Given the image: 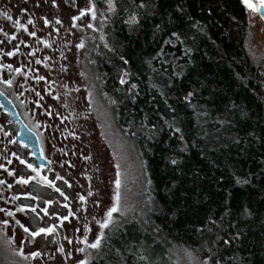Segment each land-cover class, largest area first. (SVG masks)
<instances>
[{
	"label": "trees",
	"instance_id": "16d2710c",
	"mask_svg": "<svg viewBox=\"0 0 264 264\" xmlns=\"http://www.w3.org/2000/svg\"><path fill=\"white\" fill-rule=\"evenodd\" d=\"M116 2L111 51L96 49L90 64L144 185L88 264H179L180 253L264 264V62L247 51L248 10L241 0Z\"/></svg>",
	"mask_w": 264,
	"mask_h": 264
},
{
	"label": "rangeland",
	"instance_id": "374dc122",
	"mask_svg": "<svg viewBox=\"0 0 264 264\" xmlns=\"http://www.w3.org/2000/svg\"><path fill=\"white\" fill-rule=\"evenodd\" d=\"M116 8L117 12V2ZM114 14L107 11L106 0H0V91L36 135L47 163L46 168L35 166L31 152L17 141L14 123L0 108V181H4L0 209L5 210L0 211V264H88L96 250L82 241L94 242L101 231L98 222L106 219L115 203L117 172L121 202L114 222L116 216L136 208L143 171L115 128L90 64L96 49L111 51L106 29ZM248 14L247 51L254 61L264 62V23ZM122 77L126 80L124 72ZM7 80L11 87L4 83ZM21 159L37 171L21 164ZM20 178L29 183H17ZM17 220L30 231L54 230L33 239ZM34 252L41 255L34 257ZM179 264L200 263L193 255L180 253Z\"/></svg>",
	"mask_w": 264,
	"mask_h": 264
},
{
	"label": "snow or ice",
	"instance_id": "6c2138e0",
	"mask_svg": "<svg viewBox=\"0 0 264 264\" xmlns=\"http://www.w3.org/2000/svg\"><path fill=\"white\" fill-rule=\"evenodd\" d=\"M241 3L243 4V6L248 10L249 13L253 14L254 16H258L259 19L261 21H264V0H241ZM106 4H107V11L109 13H115L117 8H116V2L115 0H106ZM138 7L140 8H143L144 7V4H140ZM91 13H92V19L95 20L96 19V13H95V5L93 4L92 7H91ZM8 19H12L11 16H8L7 17ZM57 23H61L59 20L56 21ZM29 23L31 24L32 21L29 20ZM47 20H45V24H47ZM125 23H127L130 27H135L139 24V20L137 18V16L135 14L133 15H130L129 19L125 21ZM89 27H91V25H89ZM5 35H7V33H5ZM32 36H35V33H31ZM173 36L176 37L177 40H180L181 43H183V41L180 39V36L178 33H175L173 32L172 33ZM12 39H16L15 36L11 37ZM167 43V41L165 42ZM46 47L48 45H45ZM107 46V45H105ZM78 47H83V44L81 45H78ZM111 50V49H110ZM9 56L13 55V53H8ZM123 59V58H122ZM37 63H40V61H37ZM124 63L127 64L128 61L127 60H124ZM9 68H11V65H8ZM17 71H19V69H17ZM125 76L129 75V73L125 72L124 73ZM40 79H43V77H40ZM4 83H6L9 87L12 86V81L11 80H7V81H4ZM120 83L121 84H125L127 83L126 80H124L123 78H121L120 80ZM132 88H135L136 85H132L131 86ZM37 95L39 96L40 94L37 93ZM191 95V94H189ZM17 159H19V157H17ZM20 163L21 164H25V161L24 160H20ZM173 164L176 163L175 160L172 161ZM25 166L29 169H31L32 171H37L36 168L33 167L32 164H25ZM119 167V166H117ZM9 175H14V173L12 172H9ZM37 175H39V173H37ZM119 176H120V173L117 172V179L115 181V186H116V192H115V203L113 204V206L107 211L106 213V219L103 221V222H98L99 224V228L101 229V231L98 233L96 239L94 242L92 243H88L87 241V238L84 239V241H82L83 243L87 244V246L91 249H94V250H99L102 246V241L105 239V232L103 231L104 229H108L110 228V226H112L115 222L113 220V215L114 213H117L120 211V202H121V193H120V188H121V180L119 179ZM59 179V177H57ZM40 180H43L45 181V183L47 184L48 187H52V188H55V185L52 184L51 181H48L46 177H40ZM246 182V181H245ZM4 181H0V184H3ZM17 183H21V184H27L29 183V181L27 179H24V178H20L17 180ZM65 183H67V181H65ZM55 190L57 192H60V195L61 196H64V193L62 191H60L59 188H55ZM36 198V197H34ZM65 199H67V197L65 196ZM82 201H83V197L80 198ZM45 203H51L50 201H45ZM65 207H67V205H65ZM43 212H44V215L47 216L48 215V211L46 208L44 209H41ZM0 211H5L4 209H0ZM32 212H36V209L35 208H32L31 209ZM8 216H13L14 213L12 212H7L6 213ZM121 215H123V213H121ZM37 218H39L38 214H37ZM67 217H65L66 219ZM5 226H7L8 222L7 221H3L2 222ZM17 224L20 225L21 228H23V231L25 233H28L29 236H32L33 239H35V237L37 236H40L42 233L44 234H52L53 232V228H39L38 230L34 229V230H31L24 226L23 224L20 223L19 220L16 221ZM214 223V222H213ZM90 231V229H89ZM71 243V241H69ZM225 243H227V241H225ZM61 252H63V248L60 249ZM82 251V249H81ZM21 255H23V253H20ZM41 253L40 252H34L33 253V256L36 257V256H40ZM141 259H144V257H141ZM81 264H85L84 261H81ZM202 264H208V261L205 260L202 262Z\"/></svg>",
	"mask_w": 264,
	"mask_h": 264
},
{
	"label": "water",
	"instance_id": "95a60500",
	"mask_svg": "<svg viewBox=\"0 0 264 264\" xmlns=\"http://www.w3.org/2000/svg\"><path fill=\"white\" fill-rule=\"evenodd\" d=\"M264 23V21H263ZM0 108L10 120L14 123L17 131V141L24 145V147L31 152L35 166L46 168L47 163L42 156L39 141L36 135L27 128L19 117L17 110L11 101L0 91Z\"/></svg>",
	"mask_w": 264,
	"mask_h": 264
}]
</instances>
